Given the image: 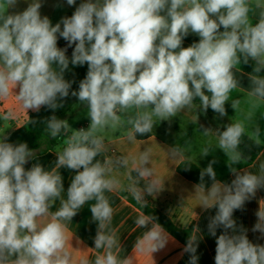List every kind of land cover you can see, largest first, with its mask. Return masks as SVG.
I'll return each mask as SVG.
<instances>
[{"label": "clouds", "instance_id": "9594fccd", "mask_svg": "<svg viewBox=\"0 0 264 264\" xmlns=\"http://www.w3.org/2000/svg\"><path fill=\"white\" fill-rule=\"evenodd\" d=\"M21 2L27 7L17 11ZM66 3L75 11L53 24L41 13L44 0H0V98L17 96L26 113H39L42 108L54 113L71 95L85 106L90 121L86 129H73L55 114L42 121L49 137L67 141L56 154V168L74 172L67 199H61L55 213L50 208L65 191L62 175L56 168L45 170L40 163L26 168L36 151L26 142H10L6 131L0 133V264H72L68 249L74 235L69 238L65 222L73 221L90 200H95L90 213L97 225L91 249L105 250L93 264H135L134 254L121 261L113 253L114 247L122 248L121 242L118 244L115 233L107 230L113 208L105 191L112 192L119 184L109 174L127 169L129 160L110 155L113 149L97 133L126 127V139L131 143L138 136L153 133L158 123L171 122L191 110L196 101V122L198 113L206 114L209 109L219 118L226 117L229 102L236 114L241 101L231 98L230 93L242 87L238 72L243 73L238 66L250 61L252 72L246 74L249 96L254 98L252 109L257 108L264 101V0ZM190 34L199 40L184 47ZM61 38L66 47L58 46ZM68 48H72L71 57ZM70 64L87 65L78 90H72L75 81L65 78ZM12 115L9 111L5 118ZM38 122L28 117V124ZM200 127L203 135L218 137L217 148L227 157L234 177L230 183L218 180L213 167L217 161L213 159L201 169L200 182L194 185L199 206L216 209L207 224L208 233L216 238L214 262L264 264V244L252 242L248 229L234 218L235 211L242 210L258 190L264 189V164L260 174L236 167L250 158L241 148L246 134L255 146L264 143L257 117L249 110L223 130ZM212 151L205 147L201 157ZM150 153V148H144L128 175V189L144 208L148 207L146 197L155 198L164 190V181L151 167ZM167 154L170 160L184 157L177 145ZM205 177L211 180L210 187H206ZM260 202L251 231L264 239V207ZM135 224L144 232L133 249L149 253L151 259L171 239L153 215L141 214ZM218 229H222L219 235ZM198 247L199 240L189 236L183 249L190 256L188 264H198Z\"/></svg>", "mask_w": 264, "mask_h": 264}, {"label": "crops", "instance_id": "0c3cea01", "mask_svg": "<svg viewBox=\"0 0 264 264\" xmlns=\"http://www.w3.org/2000/svg\"><path fill=\"white\" fill-rule=\"evenodd\" d=\"M81 0H77V6ZM27 7L26 3L21 2L17 11H22ZM75 11L74 6H68L66 0H44V6L41 9L42 15H47L53 24L57 23L64 16H71ZM255 22V21H253ZM196 36L195 34H192ZM198 37V36H196ZM59 47H66L67 42L63 41L58 44ZM184 47L189 46L183 44ZM72 48H68L67 55L71 57ZM252 64V62L250 61ZM71 64L69 65V69ZM240 69V66H238ZM69 71V70H68ZM65 73V75L68 73ZM240 71H242L240 69ZM243 75L238 72L241 80V86L230 93L231 98H238L241 101L240 110L235 114L231 108L230 102L226 104L227 116L219 118L216 113L207 115L198 113V121L196 122L195 104L191 110H187L182 114H178L171 122L163 121L158 123L153 130L144 139H136L134 142H128L126 139V127L120 128L117 131L98 132L102 136L106 144H109L113 149L110 155L126 156L129 160L127 169L114 170L109 175L115 177L118 181V187L112 192L105 191L106 197L109 199L110 206L113 208V216L108 224L107 230L115 233L117 243L121 242L122 248H113V253L119 260H123L127 256L134 254L135 264H152V259L155 264H188L189 254L184 253L183 249L186 244H182L171 234L170 240L163 250L152 254V259L149 253H140L133 249L137 237H142L144 229L139 228L135 224V220L144 212L133 202L126 199L121 195L122 192H130L128 185L131 181L128 179L129 171L133 167V163L139 161V156L144 148L151 149V167L154 169L155 175L164 181V190L157 194L155 198L152 196L146 197L148 204L160 212L167 215L170 220L179 227H186L192 223V235L199 240V247L197 255L199 256L198 264H215V237L208 233L207 224L209 218L215 215L216 209L204 210L199 206L200 200L196 196L193 182L187 180L176 172V166L182 161H189L200 169L207 167L209 162L213 159L217 161L213 165L217 173V179L226 182L225 177L229 181L234 178L227 167V157L218 149V137L214 134L203 135L201 125L210 127L212 129L220 128L232 122L241 119V112L253 110L257 122L260 124L262 132H264V101L259 103V106L252 109V101L254 98L249 96L250 81L247 78V73L242 71ZM13 112L12 116L7 118V113ZM86 108L80 104L78 99L72 104L69 112V117L66 119L71 121L74 113H83L84 122L78 127L83 126L85 129L88 127L90 121L86 116ZM27 113L23 109L21 102L15 95H10L7 99L0 98V133L6 131L10 134L16 128L20 127L26 119ZM71 115V117H70ZM76 128V129H77ZM247 136V134H246ZM66 138H60V144L53 150H49L43 154L36 155L33 163H40L45 167V170L52 171L56 168L55 160L56 154L62 152L66 147ZM179 146L183 152L182 159L170 160L167 150L174 146ZM257 156L244 164L236 165L237 168H247L254 174L261 173V164H264V143ZM211 147L212 152L207 157H201L203 149ZM103 158V157H102ZM58 174H61L64 179L65 191L61 193V197L54 200L51 213H55L61 206V199H67V187L71 181L74 172L66 168H56ZM143 182L141 183L142 186ZM208 185L207 187H210ZM264 189L257 191L255 198L246 202L242 210L234 212V218L238 224H242L248 229V237L254 243L264 244V239H260V234L251 231L256 223L257 217L255 213L260 206L264 207ZM135 202H137L134 199ZM95 203V200L87 201L79 213L73 218V221H66L68 236L73 238L71 240L72 247H69V252L72 254V264H80L81 261L87 260L88 264H93L96 256L103 255L104 249H91L94 248V237L96 235L97 225L91 220L90 208ZM138 203V202H137ZM140 204V203H139ZM141 205V204H140ZM222 232V229L217 230V235ZM77 238L80 243H77ZM88 248V249H87Z\"/></svg>", "mask_w": 264, "mask_h": 264}, {"label": "trees", "instance_id": "16d2710c", "mask_svg": "<svg viewBox=\"0 0 264 264\" xmlns=\"http://www.w3.org/2000/svg\"><path fill=\"white\" fill-rule=\"evenodd\" d=\"M199 40V37H196L190 34L188 37L185 38L184 43L190 45L193 42ZM63 39L61 38L58 41V44L63 43ZM253 64L249 63L248 65H241L240 69L246 73L252 72ZM87 73V65L73 67L71 65L68 73L65 75V78L68 80L75 81L72 85V90H78L79 81L82 80ZM77 100L76 97H72L69 95L68 98L63 102V107L57 109L54 113L51 110L42 108L39 113L36 112H29L28 116L24 120V123L16 128L9 134L10 142L19 143V142H26L30 149L36 151V154H43L49 150L55 149L60 144V138L53 139L49 137L47 131L44 129L43 120L53 114H55L59 119H67L69 117V112L72 104ZM196 105H199V101H196ZM207 115H213L214 112L209 109L206 113ZM28 117L30 119H35L39 121L36 124H28ZM149 135L146 136H138L137 139L141 140ZM244 143L241 145L242 150L249 155V159L247 162L253 160L257 154L259 153L261 146H255L252 141L248 140V137L245 135ZM98 159H103L102 157H98ZM32 164L29 163L26 165V168H30ZM201 169L192 164L189 161H182L176 166V172L186 178L187 180L193 182L194 184H198L199 181V173ZM225 179L226 183H230L228 177L223 178ZM206 187L211 184V180L208 177H205ZM121 195L126 199L130 200L135 204V206L139 207L145 214L153 215L157 218V222L175 237L178 241L182 244H186L189 236L192 235L193 226L192 223L186 227H179L176 226L170 218L165 215L164 213L160 212L159 210L155 209L154 207L148 204V207L144 208L142 205L134 201V198L131 192H122Z\"/></svg>", "mask_w": 264, "mask_h": 264}, {"label": "rangeland", "instance_id": "374dc122", "mask_svg": "<svg viewBox=\"0 0 264 264\" xmlns=\"http://www.w3.org/2000/svg\"><path fill=\"white\" fill-rule=\"evenodd\" d=\"M84 114L83 113H74L73 114V116H72V119H71V121L69 122V124L71 125V127L73 128V129H76L77 128V126H79L81 123H83L84 122V116H83ZM70 117H71V115H70Z\"/></svg>", "mask_w": 264, "mask_h": 264}, {"label": "built area", "instance_id": "2783aa9c", "mask_svg": "<svg viewBox=\"0 0 264 264\" xmlns=\"http://www.w3.org/2000/svg\"><path fill=\"white\" fill-rule=\"evenodd\" d=\"M84 128L83 126L78 127L77 129Z\"/></svg>", "mask_w": 264, "mask_h": 264}]
</instances>
